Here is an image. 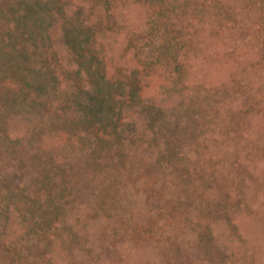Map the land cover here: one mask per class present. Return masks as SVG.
I'll return each instance as SVG.
<instances>
[{
    "label": "rangeland",
    "instance_id": "rangeland-1",
    "mask_svg": "<svg viewBox=\"0 0 264 264\" xmlns=\"http://www.w3.org/2000/svg\"><path fill=\"white\" fill-rule=\"evenodd\" d=\"M0 264H264V0H0Z\"/></svg>",
    "mask_w": 264,
    "mask_h": 264
}]
</instances>
